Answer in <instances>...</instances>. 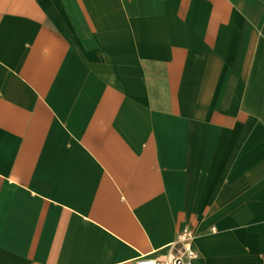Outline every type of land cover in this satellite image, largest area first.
I'll use <instances>...</instances> for the list:
<instances>
[{"label": "crops", "instance_id": "0c3cea01", "mask_svg": "<svg viewBox=\"0 0 264 264\" xmlns=\"http://www.w3.org/2000/svg\"><path fill=\"white\" fill-rule=\"evenodd\" d=\"M264 264V0H0V264Z\"/></svg>", "mask_w": 264, "mask_h": 264}, {"label": "built area", "instance_id": "2783aa9c", "mask_svg": "<svg viewBox=\"0 0 264 264\" xmlns=\"http://www.w3.org/2000/svg\"><path fill=\"white\" fill-rule=\"evenodd\" d=\"M194 233L189 229H184L179 233L176 244L179 245L178 253L172 258L165 261H155L147 257H139L134 264H192V260L196 257L193 249Z\"/></svg>", "mask_w": 264, "mask_h": 264}]
</instances>
